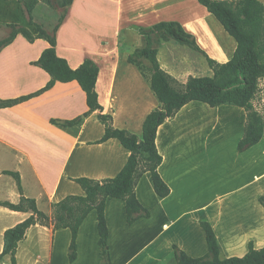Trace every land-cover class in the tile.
I'll use <instances>...</instances> for the list:
<instances>
[{
	"label": "crops",
	"instance_id": "1",
	"mask_svg": "<svg viewBox=\"0 0 264 264\" xmlns=\"http://www.w3.org/2000/svg\"><path fill=\"white\" fill-rule=\"evenodd\" d=\"M161 21L180 22L202 49L176 39L160 45V66L181 83L214 77L208 56L226 63L236 54V37L199 0H73L57 30V54L72 68L86 58L98 63L96 89L104 113L113 116L115 127L141 138L148 114L161 102L139 67L129 61L140 41L132 25ZM8 24L39 32L20 0H0L1 39L8 34ZM49 47L45 38L31 41L18 34L0 51V100L30 96L0 106V201L20 202L16 178L2 173L17 171L24 195L35 198L53 219V203L86 194L78 178L117 176L131 151L118 138L103 140L105 125L97 111L86 114L87 94L78 81H59L44 89L51 75L35 62ZM77 118L74 124L53 121ZM247 122L244 107L193 100L159 127V172L171 192L158 194L152 173L145 172L136 194L151 216L133 224L127 221L124 199H107L112 264H179L175 245L192 257L203 256L209 250L204 221L216 233L222 259L244 256L250 243L264 247V135L240 150ZM31 214L0 205V254L6 230ZM98 224L93 210L80 227L73 262L71 229H54L53 221L35 224L19 243L18 264H101ZM0 264H10L9 257Z\"/></svg>",
	"mask_w": 264,
	"mask_h": 264
},
{
	"label": "trees",
	"instance_id": "2",
	"mask_svg": "<svg viewBox=\"0 0 264 264\" xmlns=\"http://www.w3.org/2000/svg\"><path fill=\"white\" fill-rule=\"evenodd\" d=\"M20 1L29 20L34 23L30 9L26 8L22 0ZM199 1L213 12L226 29L236 37L238 40L236 54L232 60L226 63H220L208 56L210 66L215 72L214 77H191L187 83H181L162 69L157 58L158 50L164 40L176 39L202 51L194 35L187 32L178 21H161L153 26L132 25V29L137 33L140 41L130 52L129 61L139 67L161 102L158 108L148 114L144 122L142 138L126 129L115 127L113 116L104 113L96 89L100 72L98 63L86 58L78 68H72L67 59L57 54V30L64 21L73 0H65V13L53 33L47 32L43 26L35 23L39 30L37 34H33L29 29L19 24L4 26L8 34L0 39V51L18 34H23L31 41L42 37L50 42V47L35 62L51 75V80L44 89L52 87L59 81H78L87 94L89 110L86 114L97 111L100 120L105 125L103 140L118 138L131 151V155L124 168L115 177L106 179L78 178L77 181L82 185L86 194L68 195L61 201L53 203V219L39 208L35 198L24 195L19 172L3 170L2 173L16 178L22 197L19 203L0 201V205L32 214L26 220L6 230L5 247L0 254V261L8 256L10 264H18L16 256L18 246L25 238L28 229L38 223L50 225L51 221H53L54 229H71L69 259L70 262L75 261L78 256L77 239L80 227L90 212L96 210L99 221L101 264H112L108 243L109 226L106 218V201L109 197L124 199L127 221L133 224L141 218L151 216L150 210L139 201L136 194V186L145 172L152 173L158 194L162 196L170 194L171 188L159 172L163 156L157 147V133L159 127L166 120L174 117L190 101H203L211 106L232 104L246 108L248 122L245 135L239 142L240 150H245L262 139L264 115L256 110L253 100L259 91L261 80L264 79V3L259 0ZM29 97L0 100V106H10ZM80 118L55 119L53 121L74 124ZM261 200L264 204V197ZM202 225L207 233L208 253L200 257H192L175 245L179 264H264V247L257 249L253 243H250L249 250L244 256L222 259L213 227L205 221L202 222Z\"/></svg>",
	"mask_w": 264,
	"mask_h": 264
},
{
	"label": "rangeland",
	"instance_id": "3",
	"mask_svg": "<svg viewBox=\"0 0 264 264\" xmlns=\"http://www.w3.org/2000/svg\"><path fill=\"white\" fill-rule=\"evenodd\" d=\"M26 8L31 11V17L36 25H41L49 32L53 33L55 27L63 17L66 5L65 0H22ZM3 34L1 37H5ZM1 39V38H0ZM264 79L260 82V88L256 94L253 104L258 112L264 115Z\"/></svg>",
	"mask_w": 264,
	"mask_h": 264
}]
</instances>
